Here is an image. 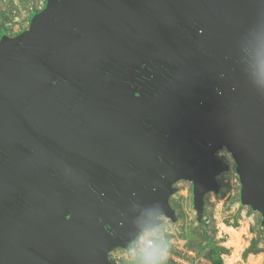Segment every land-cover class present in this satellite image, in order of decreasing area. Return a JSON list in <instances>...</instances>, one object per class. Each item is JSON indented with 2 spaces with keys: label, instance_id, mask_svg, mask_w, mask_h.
I'll return each instance as SVG.
<instances>
[{
  "label": "water",
  "instance_id": "obj_1",
  "mask_svg": "<svg viewBox=\"0 0 264 264\" xmlns=\"http://www.w3.org/2000/svg\"><path fill=\"white\" fill-rule=\"evenodd\" d=\"M222 148L264 224V0H47L0 42V264H111Z\"/></svg>",
  "mask_w": 264,
  "mask_h": 264
},
{
  "label": "rangeland",
  "instance_id": "obj_2",
  "mask_svg": "<svg viewBox=\"0 0 264 264\" xmlns=\"http://www.w3.org/2000/svg\"><path fill=\"white\" fill-rule=\"evenodd\" d=\"M47 0H0V42L29 27L32 15ZM226 171L216 177L218 191L203 197L202 212L194 209L193 184H173L168 203L174 219L158 218L159 224L141 232L127 248H115L111 264H173L174 259L201 264H264V224L258 211L241 202L237 165L222 148L216 153ZM152 241L153 248L146 243ZM162 252H166L164 256Z\"/></svg>",
  "mask_w": 264,
  "mask_h": 264
},
{
  "label": "built area",
  "instance_id": "obj_3",
  "mask_svg": "<svg viewBox=\"0 0 264 264\" xmlns=\"http://www.w3.org/2000/svg\"><path fill=\"white\" fill-rule=\"evenodd\" d=\"M146 246L148 248H153L154 247V243L152 241H149L146 243ZM162 254L164 256H167V253L166 252H162ZM173 259V264H201V263H198L196 261L192 262V261H181L180 259H174L173 257H171Z\"/></svg>",
  "mask_w": 264,
  "mask_h": 264
}]
</instances>
